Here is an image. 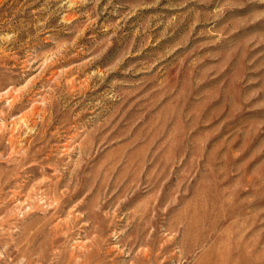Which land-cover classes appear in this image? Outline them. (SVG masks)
I'll return each mask as SVG.
<instances>
[{
	"label": "rangeland",
	"instance_id": "374dc122",
	"mask_svg": "<svg viewBox=\"0 0 264 264\" xmlns=\"http://www.w3.org/2000/svg\"><path fill=\"white\" fill-rule=\"evenodd\" d=\"M0 264H264V0H0Z\"/></svg>",
	"mask_w": 264,
	"mask_h": 264
}]
</instances>
